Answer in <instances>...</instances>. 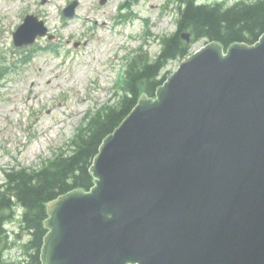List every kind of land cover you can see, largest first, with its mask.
<instances>
[{"label":"water","instance_id":"water-1","mask_svg":"<svg viewBox=\"0 0 264 264\" xmlns=\"http://www.w3.org/2000/svg\"><path fill=\"white\" fill-rule=\"evenodd\" d=\"M32 18L17 45L45 34ZM90 169V190L47 203L42 264H264V33L184 58Z\"/></svg>","mask_w":264,"mask_h":264},{"label":"rangeland","instance_id":"rangeland-1","mask_svg":"<svg viewBox=\"0 0 264 264\" xmlns=\"http://www.w3.org/2000/svg\"><path fill=\"white\" fill-rule=\"evenodd\" d=\"M71 1L0 0V68L10 67L0 79V185L6 168L38 167L51 157L73 136L89 107L114 102L127 56L141 45L155 56L157 36L176 30L177 0H129L133 6L122 12L130 15L119 23V6L128 0H79L75 16L64 19L61 10ZM201 1L231 5L239 0ZM28 13L44 20L52 38L15 46L13 32ZM205 41L193 42V50ZM49 44L55 50L45 48ZM179 64L171 60L163 73ZM19 212L22 208L5 225L17 237L6 256L16 261L25 259L23 243L29 238Z\"/></svg>","mask_w":264,"mask_h":264},{"label":"trees","instance_id":"trees-1","mask_svg":"<svg viewBox=\"0 0 264 264\" xmlns=\"http://www.w3.org/2000/svg\"><path fill=\"white\" fill-rule=\"evenodd\" d=\"M177 29L160 36L161 49L155 59L140 48L127 62L117 99L87 112L74 136L40 167H11L0 186V264H41V248L47 232L46 203L75 188L89 189L94 184L91 165L104 138L112 133L137 104L142 92L155 95L167 74L162 69L170 60L189 54L182 32L192 33L191 42L217 40L229 46L233 42L254 43L264 33V0L224 2L177 0ZM17 207L23 209L22 231L29 234L23 243L25 259L11 260L4 255L7 243L4 224L12 220Z\"/></svg>","mask_w":264,"mask_h":264}]
</instances>
